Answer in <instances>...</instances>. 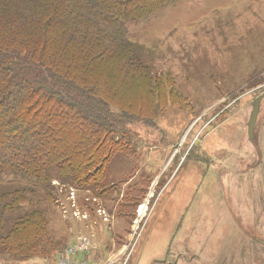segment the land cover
<instances>
[{
    "label": "rangeland",
    "instance_id": "rangeland-1",
    "mask_svg": "<svg viewBox=\"0 0 264 264\" xmlns=\"http://www.w3.org/2000/svg\"><path fill=\"white\" fill-rule=\"evenodd\" d=\"M127 18L153 78L145 96L121 77L117 54L95 65L114 68L106 98L128 119L127 148L107 172L91 164L80 183L53 177L32 190L40 205L5 209L1 232L40 209L44 233L18 229V255L0 242V264H264V101L248 137L264 92V0H180Z\"/></svg>",
    "mask_w": 264,
    "mask_h": 264
},
{
    "label": "trees",
    "instance_id": "trees-1",
    "mask_svg": "<svg viewBox=\"0 0 264 264\" xmlns=\"http://www.w3.org/2000/svg\"><path fill=\"white\" fill-rule=\"evenodd\" d=\"M178 1L0 0V218L8 208L40 205L32 190L48 189L53 177L80 183L91 164L107 172L105 161L127 148L128 119L111 113L106 98L114 68L95 65L117 54L121 77L137 78L145 96L153 78L127 37V17L139 22ZM69 51L74 64L62 57ZM43 214L20 212L11 232L0 230L7 253L18 255L10 237L28 223L41 239Z\"/></svg>",
    "mask_w": 264,
    "mask_h": 264
},
{
    "label": "water",
    "instance_id": "water-1",
    "mask_svg": "<svg viewBox=\"0 0 264 264\" xmlns=\"http://www.w3.org/2000/svg\"><path fill=\"white\" fill-rule=\"evenodd\" d=\"M264 101V92L260 94L254 101L250 120L248 123V137L250 141H253L256 124L260 115L261 105Z\"/></svg>",
    "mask_w": 264,
    "mask_h": 264
},
{
    "label": "built area",
    "instance_id": "built-area-1",
    "mask_svg": "<svg viewBox=\"0 0 264 264\" xmlns=\"http://www.w3.org/2000/svg\"><path fill=\"white\" fill-rule=\"evenodd\" d=\"M67 253H68L69 255H73V254H75V249L69 250Z\"/></svg>",
    "mask_w": 264,
    "mask_h": 264
}]
</instances>
